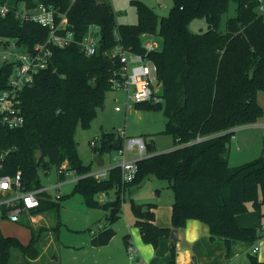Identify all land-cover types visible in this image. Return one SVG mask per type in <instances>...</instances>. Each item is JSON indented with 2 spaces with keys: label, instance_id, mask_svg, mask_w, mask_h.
Returning <instances> with one entry per match:
<instances>
[{
  "label": "trees",
  "instance_id": "16d2710c",
  "mask_svg": "<svg viewBox=\"0 0 264 264\" xmlns=\"http://www.w3.org/2000/svg\"><path fill=\"white\" fill-rule=\"evenodd\" d=\"M230 1L172 0L168 14L159 17L150 6L133 0L137 22L118 24L109 0H0V6L8 7L4 15L0 13V39L12 38L17 45L31 48L47 35L46 28L15 16L19 5L30 8L41 3L66 11L78 38L91 23L101 30L95 54L84 55L76 42L54 48L48 66L22 91L23 125L13 129L0 125L1 172L19 170L23 185L35 189L40 188L39 167L47 170L50 165L56 169L66 165L79 176L72 192L80 193L87 206L116 207L118 212L120 198L100 204L96 195L114 190L121 196L153 176L164 180L172 191L173 228H181L187 219H197L208 226L211 239L222 237L227 249L233 239L255 242L264 238L257 228L240 226L236 220L249 203L260 219L264 216V154L237 166L228 163L234 128L256 121L262 113L256 94L264 90V18L257 12L256 0H232L235 14L220 30L221 16ZM195 17L205 18L204 31H189L188 24ZM115 29L122 44L134 51L142 50L143 34L161 38V48L149 56L157 65L164 102L135 106L161 109L167 118L162 132L171 134L175 143L170 150L157 152L144 140L148 155L136 161L135 177L126 183L121 181L119 166L111 167L105 178L89 175L91 165L79 159L73 137L77 124L89 126L110 89L109 75L116 63L104 51L115 44ZM13 65V61L0 65V89L6 86ZM210 134L214 136L192 142L197 136ZM123 145L119 134L102 132L92 150L102 156ZM39 201L32 214L58 208L46 192L39 193ZM155 206V202L131 200L134 224L142 240L154 247L171 230L155 224ZM117 217L118 213L108 215V225L91 231L92 245L101 246L111 239L115 234L111 224ZM27 225L30 239L26 244L0 230V264L11 263L12 248L19 250L26 264L39 256L38 234L30 223ZM174 257L172 244L169 264H174ZM250 264L264 261L250 256Z\"/></svg>",
  "mask_w": 264,
  "mask_h": 264
},
{
  "label": "rangeland",
  "instance_id": "374dc122",
  "mask_svg": "<svg viewBox=\"0 0 264 264\" xmlns=\"http://www.w3.org/2000/svg\"><path fill=\"white\" fill-rule=\"evenodd\" d=\"M140 1L150 6L159 17L166 16L172 5V0ZM109 2L114 10L116 23L132 24L137 22L133 0H109ZM235 6L236 3L231 0L226 13L221 16L220 30H224L227 18L235 14ZM206 26L205 18L195 17L189 22L188 29L191 32L198 33L204 31ZM155 40L161 45L159 36H156ZM27 50L28 46L26 44L17 45L12 38L0 39V65L3 62L14 61L20 55H25ZM115 106H120L121 110H115ZM166 120L167 118L161 109L139 108L135 105L126 109L124 91L108 89L105 92L102 105L97 108L96 115L89 126L82 127L77 124L75 128L73 137L76 142L78 157L84 165H91V171L117 164V160L113 159L117 156L116 152L99 156L93 152L90 144V141L94 138L100 139L102 132L109 131H114L115 134L123 133L126 137L124 144L126 159L138 157L136 148H128V141L131 137H142L147 143H152L157 152L170 150L175 146V143L171 134L162 132ZM229 147L228 163L230 166H237L264 154V144L261 140L251 141L250 144L237 152V144L235 139H232ZM99 159L101 163L97 162ZM74 176V174L69 175L65 181L56 186L59 181L56 167L50 165L47 170L43 167L38 168L39 186L40 188L47 187L46 193L51 200L58 203V208L47 209L43 211L42 218L38 222H30L31 225H35L34 230L39 237L37 246L40 249L39 259L31 261V263L96 264L97 261H100V264H132L127 249L121 250L119 248L118 232L111 237L109 243L107 242L104 245L94 246L90 241L88 242L90 231L98 228V220L101 227L109 224L107 216L110 215V210H105L101 205L87 206L80 193H73L72 189L77 180ZM164 182V180L150 176L132 193L126 191L123 195L122 211L118 213V217L112 224L116 226L117 224L124 225L127 224V220L132 219L131 200L134 203L153 201L156 203V207L162 204H170L172 191L164 185ZM58 194L60 195L59 199L56 198ZM106 195L108 200L104 203L112 200L111 197L114 196V191L111 190ZM249 211L255 213L257 210L249 203L247 210L242 213ZM261 221L264 222V216ZM58 222L60 223L58 224ZM27 224L26 221L21 224L0 221V230L3 234L15 236L26 244L30 239V229ZM49 237L51 239L43 247V238ZM142 242L146 244L143 240ZM150 244L147 243L153 251L157 249V246L154 247ZM10 264H26L16 248L11 249Z\"/></svg>",
  "mask_w": 264,
  "mask_h": 264
},
{
  "label": "built area",
  "instance_id": "2783aa9c",
  "mask_svg": "<svg viewBox=\"0 0 264 264\" xmlns=\"http://www.w3.org/2000/svg\"><path fill=\"white\" fill-rule=\"evenodd\" d=\"M256 9L264 18V0H256ZM8 7L3 4L0 6V13L4 15ZM15 16L22 21H32L46 28L47 35L40 41L28 48L25 55H20L13 62L11 73L7 79L6 86L0 89V125L7 128L21 127L24 123L22 111V91L30 87L35 80L36 74L46 68L54 48H64L76 42L84 55L95 54L101 38L100 27L89 24L85 31L76 37L74 31L69 26L67 12L58 8L45 6L41 3L34 7L25 8L19 5ZM115 44L104 51L107 57L116 63L109 75L110 89L123 90L126 99V109L131 108L137 103L162 104L164 99L161 95V84L157 78V65L149 56L152 52L158 51L161 45L155 40L154 34H143L141 36V51H134L125 47L121 42L120 34L114 30ZM115 110H121L120 106H115ZM126 142L123 133H118ZM214 134L197 136L192 142L208 139ZM97 139L90 141L91 146L96 144ZM128 148L138 151V157L126 159L124 145L115 151L119 166L121 181L130 182L136 173V161L147 156L145 151V141L142 137H131L128 141ZM0 155V221L17 223L24 218H31V211L39 206V193L46 192V188L27 189L22 183V175L18 170L12 174L1 172ZM105 167L97 171H91L89 175L97 178L107 177L108 170L113 167ZM57 172L66 179L74 174L77 179L79 176L73 170H68L66 165H62ZM62 179V180H63ZM59 179L56 186H59ZM57 199L60 198L58 194ZM98 203L108 200L106 192L96 195ZM264 229V224L261 225ZM258 250L257 245H253L252 253ZM134 264H140L139 261Z\"/></svg>",
  "mask_w": 264,
  "mask_h": 264
},
{
  "label": "crops",
  "instance_id": "0c3cea01",
  "mask_svg": "<svg viewBox=\"0 0 264 264\" xmlns=\"http://www.w3.org/2000/svg\"><path fill=\"white\" fill-rule=\"evenodd\" d=\"M256 99L262 108L261 115L256 119V121L252 123L239 125L234 128L231 140L235 139V142L237 144V152L240 151L241 148L246 147L247 144H250L251 141L256 142V140H261L264 144V90L257 91ZM97 162L101 163V160L99 159ZM65 180L66 179H63L59 183L61 184ZM141 184L139 186H141ZM164 185L168 187L166 182H164ZM139 186L130 187L126 191L132 193L135 188ZM123 195L124 194L118 196L114 191V196L111 197L112 200L115 198L121 199L120 211H122V200L124 199ZM172 200L173 195L172 198H170L171 203ZM171 203L162 204L159 207H156V205L153 208L154 222L156 225L162 227H170L171 229H174L171 226L170 220ZM119 212L117 211L116 213ZM255 213L249 211L246 213L237 214V223L240 226L255 227L259 230V233L264 234V229H262L260 226L261 224H264V222L261 221L259 213H256L257 216L255 215ZM42 215L43 212L31 214L30 219L24 218L22 221L17 222L15 224H21L25 221L28 223L38 222L40 218H42ZM134 221L135 217L133 215L132 219L127 220V224H117V226L111 224V226L115 230L114 235H116V233L118 232L119 248L121 250L127 249L132 264H134V262L136 261H139L140 264H169L170 248L172 244H174L175 247L174 264H250V256H255L258 261H264V238H260L255 242L233 239L230 241L229 248L227 249L224 239L220 236H216L214 239H211L209 236L208 226L205 223L198 221L197 219H187L184 226H182L181 228H176L178 236V241L176 242L171 240L170 236L160 237L159 242L157 244V249L153 251L151 247L147 245V243L144 244L142 242L140 230L138 226L134 224ZM97 223L99 224L98 228H101L99 220L97 221ZM256 223L257 225H255ZM31 226L33 228L35 227V225ZM91 231L88 237V242L91 239ZM50 239V237L45 239L43 238V247L47 245L46 243H48ZM253 245L258 246V250L255 253H252L251 251ZM39 256L33 261L38 260ZM96 264H100V261H97Z\"/></svg>",
  "mask_w": 264,
  "mask_h": 264
},
{
  "label": "water",
  "instance_id": "95a60500",
  "mask_svg": "<svg viewBox=\"0 0 264 264\" xmlns=\"http://www.w3.org/2000/svg\"><path fill=\"white\" fill-rule=\"evenodd\" d=\"M116 212H117V208L116 207H112L111 210H110V217H113ZM169 236H170L171 240H173L174 242L178 241L176 228L171 229Z\"/></svg>",
  "mask_w": 264,
  "mask_h": 264
}]
</instances>
